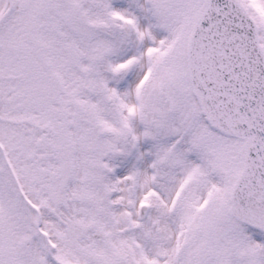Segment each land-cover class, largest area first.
I'll return each mask as SVG.
<instances>
[{
  "label": "snow or ice",
  "instance_id": "6c2138e0",
  "mask_svg": "<svg viewBox=\"0 0 264 264\" xmlns=\"http://www.w3.org/2000/svg\"><path fill=\"white\" fill-rule=\"evenodd\" d=\"M0 264H264V0H0Z\"/></svg>",
  "mask_w": 264,
  "mask_h": 264
}]
</instances>
